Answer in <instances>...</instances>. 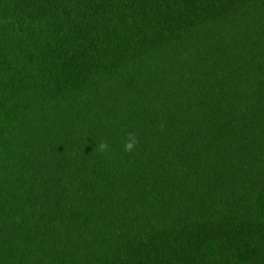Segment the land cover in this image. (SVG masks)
Wrapping results in <instances>:
<instances>
[{"label":"trees","instance_id":"16d2710c","mask_svg":"<svg viewBox=\"0 0 264 264\" xmlns=\"http://www.w3.org/2000/svg\"><path fill=\"white\" fill-rule=\"evenodd\" d=\"M0 264H264V0H0Z\"/></svg>","mask_w":264,"mask_h":264},{"label":"clouds","instance_id":"9594fccd","mask_svg":"<svg viewBox=\"0 0 264 264\" xmlns=\"http://www.w3.org/2000/svg\"><path fill=\"white\" fill-rule=\"evenodd\" d=\"M139 140L136 136V134L134 132H130L128 133L125 141H124V151L126 152H132L136 146L138 145ZM98 149L101 152L107 151L108 150V144L106 141H101L98 145H97Z\"/></svg>","mask_w":264,"mask_h":264}]
</instances>
